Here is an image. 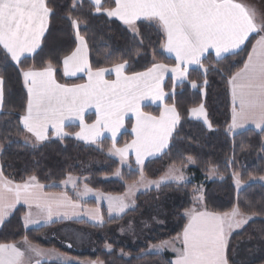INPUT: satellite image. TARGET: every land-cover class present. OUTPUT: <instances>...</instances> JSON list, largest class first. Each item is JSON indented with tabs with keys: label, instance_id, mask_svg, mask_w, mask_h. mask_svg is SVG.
Listing matches in <instances>:
<instances>
[{
	"label": "trees",
	"instance_id": "trees-1",
	"mask_svg": "<svg viewBox=\"0 0 264 264\" xmlns=\"http://www.w3.org/2000/svg\"><path fill=\"white\" fill-rule=\"evenodd\" d=\"M102 3L105 9L115 6L112 0H102ZM48 5L53 9V15L49 18L41 46L32 57L22 59L17 65L0 49V77L4 80V99L0 112V170L5 178L16 183L34 175L46 191H58L55 185L63 182L69 175H76L87 177L85 185L92 190L103 194L122 195L126 185L136 182L140 174L133 165L132 169L122 171L119 179L109 178L118 168V162L106 155L112 145L109 139H102L96 147L79 143L72 138L53 139L49 134V139L38 147H29L22 143L25 132L19 118L24 113L27 95L22 85L21 69H41L50 61L56 69L54 75L58 83L70 86L85 81L84 77L68 80L62 75V60L76 46L75 32L69 16L79 21L77 31L85 39L88 63L93 71L100 68L111 69L127 62L124 74L130 76L145 72L153 63L166 64L169 67L175 66V63L163 53V33L152 22L137 21L139 35H133L120 22L109 18L104 11L96 13L88 0H81L75 9L72 8V0H48ZM257 38L256 35L251 36L237 54L222 59L207 54L201 59L203 68L197 65L189 69L186 81L181 84L173 86L172 79L166 78L163 85L166 94L164 104L175 105L180 120L164 153L145 162L141 169L147 179L156 180L168 167H184L188 157H192L195 163L187 171L193 174L195 182L210 168H214L222 178L204 184L203 198L207 210L223 214L238 206L241 212L248 215L257 213L255 220L228 239L226 255L229 264H264V186L249 183L250 179L264 176V130H245L235 134L227 132L231 107L228 81L243 67ZM190 81H194L197 87L193 88ZM200 104L204 105L211 130L201 122L189 118V110ZM141 111L158 117L160 108L145 105L141 107ZM94 119L93 114H88L85 123L91 124ZM131 128L132 121L128 118L125 120V131L113 143L117 148H122L131 141ZM64 130L72 135L79 128L76 125H67ZM234 174H238L241 183L246 184L238 193L232 184ZM193 189L194 183L190 182L186 185L170 184L159 191L138 194L134 209L120 218L106 219L102 210L105 217L102 226L85 221L71 223L99 232L120 224L126 218L139 215L144 199L167 193L181 195L182 202L177 211L181 213L193 205ZM24 212L23 207H18L3 223L0 227V244H12L27 238L33 244L56 249L80 260H100L103 264H170L169 253L141 256L146 245H138L136 248L114 245L111 252H106L102 238L97 237L96 251L92 254H81L72 248L65 249L62 246L65 244L61 242H44L40 238L42 232L64 223L57 222L25 230L22 224ZM176 216L177 223L154 235L149 243H159L179 235L185 225V218L182 215ZM119 250L126 252L130 258L120 257Z\"/></svg>",
	"mask_w": 264,
	"mask_h": 264
},
{
	"label": "snow or ice",
	"instance_id": "snow-or-ice-1",
	"mask_svg": "<svg viewBox=\"0 0 264 264\" xmlns=\"http://www.w3.org/2000/svg\"><path fill=\"white\" fill-rule=\"evenodd\" d=\"M80 0H72L75 9ZM95 12H106L109 17H118L135 35H139L137 21L144 19L154 23L166 36L163 47L168 53L175 54L176 64L153 63L145 72L124 75L126 63L116 65L117 79L109 82L104 79L106 69L92 70L87 59V44L77 31L79 41L76 49L63 58L65 76H74L84 71L88 77L85 84L67 86L55 79L56 69L49 61L41 69H21L24 85L27 88V102L24 114L20 116L23 131L35 137L37 143L49 139V129H54L58 137L68 135L63 131L65 119L75 117L80 120V131L75 133L77 139L95 142L102 129L112 133L113 139L119 128L123 127V118L129 111L136 116L132 128L135 139L123 148L113 144L110 152L119 155L123 162L129 149L136 152V163L143 165L146 157L155 156L168 147L173 130L180 120L175 105L164 104L159 117L145 114L140 110V102L144 99L163 100L165 92L161 86L165 74L171 72L174 80H186L187 65H198L203 68L201 58L209 49L215 50L218 59L225 54H237L236 50L249 40L253 34L259 38L252 44L251 51L243 67L229 79L232 93V123L229 130L242 127L251 121L257 128L264 126V13L238 0H114L115 7L105 9L102 0H90ZM53 9L48 0H0V47L6 56L17 65L25 53H33L40 47L41 38L48 28ZM73 28L78 29L79 21L68 17ZM141 43L143 41L141 40ZM184 66V67H182ZM207 69H205V72ZM3 77H0V109L3 106ZM193 88L197 87L190 81ZM206 83V81H205ZM96 108V121L89 125L83 120L86 108ZM195 116H205L204 105L191 109ZM211 127V124H208ZM29 141L26 139V143ZM33 147L36 144L32 145ZM190 163H195L188 157ZM171 179L181 181L183 174ZM215 169H213V174ZM116 175H120L117 171ZM237 188L241 181L235 176ZM264 180V177H261ZM65 183H72L69 176ZM162 181H145L143 171L140 180L129 185V190L137 184L147 186L155 184L160 187ZM44 185L30 176L21 184L6 180L0 171V225L4 223L8 210L23 201L29 212L24 217L25 226L45 223L52 220L54 209L59 215L60 208L75 209V204L67 195H55L44 192ZM91 189L85 185L86 195ZM109 212H123L128 207L123 198L107 197ZM199 199L202 201L203 197ZM33 205L38 210L35 217L31 211ZM93 219L103 221L99 210H90ZM188 218L182 234V248L174 249L177 257L174 264H229L226 255L228 238L234 229L246 224L257 213L248 215L241 212L238 206L223 214L191 208L186 210ZM67 216V213H65ZM28 251L37 256L43 251L32 246L25 238ZM167 243V242H164ZM111 249V245H107ZM25 252L15 244H0V264H23ZM36 264H40L37 261ZM95 264V262H93ZM103 264V262H100Z\"/></svg>",
	"mask_w": 264,
	"mask_h": 264
},
{
	"label": "rangeland",
	"instance_id": "rangeland-1",
	"mask_svg": "<svg viewBox=\"0 0 264 264\" xmlns=\"http://www.w3.org/2000/svg\"><path fill=\"white\" fill-rule=\"evenodd\" d=\"M238 2H242L246 5L252 6L258 12L264 13V0H238ZM109 18H111V17H109ZM112 18L115 19V17H112ZM139 21H145V20H139ZM122 25H124L129 30L127 25H125V24H122ZM73 29H74L75 38H76L77 28H73ZM129 32L131 34L135 35L131 30H129ZM115 67L113 69H108L105 72V73H107V75L112 74L114 80L117 79ZM185 81L186 80L180 81V80H174L173 79V85L176 86V85L181 84ZM171 93H173V91ZM147 100L148 101L150 100V102L144 103L145 101L147 102ZM158 101L162 102L161 100L144 99L140 102V106L144 103L145 105L148 104V105H152V107H156V105L152 102H158ZM149 103H151V104H149ZM205 113H206V110H205ZM128 118L131 119L133 125L136 123L135 114L133 112L129 111L128 113L125 114V116L123 118V126H124L125 120ZM189 118L191 120L201 122L208 130H211V127L208 126L209 120L207 118V113H206V119H207L208 123H205V116H195L191 113V111H190ZM120 129L121 128H119L118 131ZM227 132L232 134V132L229 130V128L227 129ZM104 133L106 134V136L109 138L110 141H113V142H111L112 143L111 147L106 151V155L109 158H112L118 162L117 170L109 178L119 179L121 176V172L124 170L132 169L133 165H134L135 169L139 171V174H141L142 165H138L136 163L135 149L134 148L129 149L128 153L126 154V156L122 162L119 155H116L114 152H110V149L113 148V143L116 141V136L113 139L112 133L107 129L104 130ZM72 136H73V134L72 135L68 134L66 138H72L73 140H75ZM134 139H135V134H134ZM27 140H29V139H27ZM57 140H62V139H57ZM75 141H77V140H75ZM77 142H79V141H77ZM22 143L25 145L28 144V146H30V147H32L33 144H36V146L38 147L37 142L36 143H29V142L26 143V140H24V138H22ZM79 143H81V142H79ZM82 144H84V143H82ZM85 145H87V144H85ZM127 145H129V144H127ZM89 146H96L97 147V144L89 145ZM147 158H149V157H146L145 160ZM192 165H193V163H190L188 161L184 167L170 166L167 168V170L164 172V174H162L156 180H149L144 176V179L146 182L147 181H162L163 180V183H161L159 188H157L155 186V184H149L147 186L137 184L136 188L131 190V191L129 190V185H132L133 183L129 184V185H127V188H126V199L131 200L136 193L144 194V193H148L150 191H159L162 187H164L166 185H170V184L186 185L190 182H193L194 183V189L192 191L193 205L190 208L202 207V206L205 207L204 198L202 201L199 199L200 196L203 197L204 184L211 182L213 180H217V179L222 180V178H220L217 175L216 170L213 174L214 168H210V169H208L207 173L204 174L198 182H197V180L195 182V178H194L193 174H189L187 171V169H189ZM175 169L179 170V171H175V175L183 174V176H184L183 180L177 181V180L170 178V175L172 174V172ZM117 171H119V173H120L119 176L116 175ZM69 176H71L74 179L75 187H73L72 183H65V181L68 180ZM69 176H67V178L59 184L60 187L63 188V190L71 191L74 194V197L78 201L79 200L81 201L82 199L84 201H87V202L88 201H94L97 204H99L100 206L103 202V204L107 208H109V201L108 200H102L100 197V195H102V193L99 191H95V190L91 189V191L88 192L86 195H78V193L84 192L85 180L87 179V177H78L76 175H69ZM235 176L239 178L238 174ZM139 180H140V176H139L137 181H139ZM249 183H259V184L264 186V180H262L261 178L250 179ZM232 184H233L234 189L237 193L241 189H243L246 185V184L241 183V186L239 188H237L234 175H233V183ZM127 200H126V202H127ZM181 202H182V197L180 194H175V193L161 194V195H157L156 197H150V198L144 199L141 202L140 214L135 216V217L128 218L129 220L126 224L122 223V224H118V225H112V226H109V227L99 231V232H96V231L87 229L85 226H82V225L73 224V223H65V224H61V225L57 226L55 229L45 230L44 232L41 233L40 237L42 236L41 238L44 242H55V243L61 242L68 247L70 246L68 248L65 245H62L65 249L66 248L67 249L72 248L75 252L81 253V254H92L96 251V248H97L96 247V238L97 237L102 238L103 242H105L104 247L107 249H109L107 247V245H109V244L112 247L114 245L115 246L123 245L126 247L129 246L132 248H136L138 245H148L147 246L148 253L164 254L165 252L170 250L171 240L167 243H160L158 245L149 244V241H150V239L153 238L154 235H158L161 233V231L168 230L172 226H174L177 223V216L176 215H182L183 216V214L186 210L182 211L181 213L177 212L178 208L181 205ZM99 205H97V209L99 210V213H100L101 207ZM135 206H136V200H135ZM90 210H93V209H91L90 207L86 208L84 210V213L81 212L80 216L78 218H79V220L83 218L82 220L85 219V221L89 222L90 224L95 225L96 224L95 219L86 215V213H90ZM125 210H127V208L124 209V212H127ZM118 214H119V212H118ZM255 219L256 218L253 216V219L250 220L249 222H251ZM48 224H49V222L45 223L43 220V225H39L37 228L48 226ZM43 254L46 255L47 258H53V260H56L54 262L68 261V260H66V258H64V261H61L58 254H56L54 249L43 251ZM54 255H56V256H54ZM142 255H144V254L141 253V256ZM252 256H255V255H252ZM54 258H56V259H54ZM98 261H100V260H98ZM81 264H83V263H81Z\"/></svg>",
	"mask_w": 264,
	"mask_h": 264
},
{
	"label": "crops",
	"instance_id": "crops-1",
	"mask_svg": "<svg viewBox=\"0 0 264 264\" xmlns=\"http://www.w3.org/2000/svg\"><path fill=\"white\" fill-rule=\"evenodd\" d=\"M89 2H90V0H88ZM113 2H114V0H112ZM80 2H81V0H80ZM79 2V3H80ZM78 3V4H79ZM91 3V2H90ZM115 7V6H114ZM105 14H106V12H104ZM107 15V14H106ZM108 16V15H107ZM112 18V17H111ZM114 19V18H113ZM115 20H117L118 22H120L121 24H124L123 23V21H121L118 17H115ZM141 20H144V19H141ZM145 21H147V20H145ZM46 33V32H45ZM45 35V34H44ZM253 35H255V34H253ZM253 35H251V36H253ZM250 36V37H251ZM163 37H164V40H163V44H162V51H163V53L167 56V57H169V58H171L173 61H174V63L176 64L177 62H176V60H175V54L174 53H168L167 52V50L163 47V45L165 44V42H166V36L163 34ZM249 37V38H250ZM43 38V37H42ZM42 38H41V41H42ZM259 38V37H258ZM257 38V39H258ZM75 41H76V46H75V49H76V47L78 46V43H79V41L77 40V38H75ZM247 42V41H246ZM246 42H245V44H246ZM254 43H255V41H254ZM253 43V44H254ZM244 44V45H245ZM244 45H242L241 46V49L244 47ZM40 46H41V43H40ZM40 48V47H39ZM39 48H37L36 49V51L35 52H33V53H25L24 54V56H22L21 57V60L22 59H24V58H29V57H32L38 50H39ZM252 48V47H251ZM0 49L3 51V49H2V47H0ZM74 49V50H75ZM241 49H238V50H236V52H238L239 50H241ZM73 50V51H74ZM250 51H251V49H250ZM4 52V51H3ZM207 54H211V55H213V57L214 58H216V59H218L217 57H216V55H215V50L214 49H209L207 52H205L204 53V56L201 58V59H203ZM228 55H231V54H225V56H228ZM9 59H10V57H9ZM87 59H88V54H87ZM10 61L12 62V63H14V64H17L15 61H12L11 59H10ZM63 61V60H62ZM195 66H197V65H187V68H188V70L189 69H191V68H193V67H195ZM182 67H184V66H182ZM114 68V67H113ZM113 68H111V69H113ZM106 70H108V69H106ZM123 74H124V71H123ZM20 75H21V72H20ZM62 75H63V77L65 78V79H68V80H71V79H75V78H79V77H84V79H85V81L82 83V84H85V83H87L88 82V77H87V75H86V73L84 72V71H78V72H76V74L74 75V76H65L64 75V71H63V63H62ZM125 75V74H124ZM167 77H170L171 79H172V83H173V75H172V73L171 72H168V73H166L165 74V78H164V80L162 81V83H161V86H162V88H163V85H164V82H165V80H166V78ZM104 79L106 80V81H109V82H112V81H115L114 80V78H113V76H112V74H109V75H107V73H105V75H104ZM21 80H22V85H23V87H24V90H25V92H26V95H27V88L25 87V85H24V81H23V77H22V75H21ZM78 85H80V84H78ZM71 86H74V85H70L69 87H71ZM174 86V85H173ZM228 90H229V98H230V105H231V107H230V122H229V125H228V127H227V129L230 127V125H231V123H232V108H233V102H232V93H231V85L229 84V82H228ZM165 98H166V95H165V97H164V99L162 100V102H160V101H158V102H152V103H154L155 105H156V107H159L160 108V113H161V111L163 110V106H164V101H165ZM148 102H150V100L148 101L147 100V102L145 101L144 103H148ZM142 104L141 106H140V108L141 107H143V106H145V104ZM149 104H151V103H149ZM146 105H148V104H146ZM150 106H152V105H150ZM193 109V108H192ZM141 110V109H140ZM190 111H191V109L189 110V115H190ZM0 112H1V109H0ZM160 113H159V115H160ZM24 114V113H23ZM88 114H93L94 115V117H95V119H94V121L91 123V124H93L95 121H96V119H97V115H96V108L94 107V106H90V107H88V108H86V110H85V112L83 113V120H84V123H85V117H86V115H88ZM159 117V116H158ZM86 124V123H85ZM91 124H89V125H91ZM178 124V123H177ZM67 125H76V126H78V128H79V130L77 131V132H79L80 131V120L79 119H77V118H75V117H72V118H70V119H65V121H64V127H63V131L65 132V130H64V128L67 126ZM132 125H133V123H132ZM134 126V125H133ZM133 126H132V128H133ZM177 126V125H176ZM175 126V127H176ZM21 127H22V125H21ZM132 128H131V130H130V134H131V136H132V139H131V141L130 142H128L127 144H130L133 140H134V133L132 132ZM175 129V128H174ZM104 130L105 129H102L101 130V133H100V136L96 139V141L93 143V142H91V141H85V140H81V139H77L76 138V136H75V134H73V138L75 139V140H77V141H79V142H81V143H84V144H87V145H95V144H97L98 142H100L102 139H104V138H107V139H109L107 136H106V134L104 133ZM245 130H253V131H256V132H259V131H261V130H264V126H262L261 128H257L256 126H255V124H253L251 121H249L248 123H246V124H244L242 127H239V128H236V129H234V130H231V132H232V134H235V133H239V132H242V131H245ZM125 131V122H124V126L123 127H121V129L119 130V131H117V133H116V140L118 139V137H119V135L122 133V132H124ZM25 132V134H24V140H26V139H29L28 141H29V143H36V141H35V137H33V136H31V134H29V133H27L26 131H24ZM76 132V133H77ZM66 133V132H65ZM49 134L51 135V137L52 138H54V139H64V138H66L67 137V135L66 136H63V138H61V137H58V136H56V134H55V130L54 129H49V132H48V136H49ZM26 137V138H25ZM115 141V140H114ZM45 142V141H44ZM111 142H113V141H111ZM41 144H43V142H40V143H37V145L39 146V145H41ZM126 144V145H127ZM27 146H28V144H26ZM30 147V146H29ZM33 147V146H32ZM35 147H37V146H35ZM123 147H125V146H123ZM122 147V148H123ZM167 149V147L165 148V149H163L164 151ZM162 150V152H160V153H156V155L155 156H150L149 158H147L145 161H144V163L145 162H147V161H149V160H152V159H156V158H158L159 156H161L162 155V153H164V151ZM143 163V164H144ZM1 171V170H0ZM4 177V176H3ZM5 178V177H4ZM6 180H9V179H7V178H5ZM28 180V178L25 180V181H27ZM9 181H11V180H9ZM25 181H23V182H25ZM13 182V181H12ZM23 182H20V183H16V182H13L14 184H21V183H23ZM127 185H129V184H127ZM127 185H126V187H125V192L122 194V195H110V194H103L102 193V195H100V197H101V199L102 200H108L107 199V197H119V198H123V202L125 203V204H127L128 205V207H127V210H125V211H129V210H132L134 207H135V198L137 197V195L139 194V193H136L134 196H133V198L131 199V200H127L126 199V188H127ZM55 187H57L59 190L58 191H46L45 189H43L44 190V192L45 193H48V194H55V195H61V194H63V195H67L75 204H77V205H79V207H77V208H75V209H72V208H60L59 210H58V212H59V215H56L55 214V212L57 211V210H55L54 209V215H53V217H52V220L49 222V224L48 225H50V224H52V223H57V222H62V223H71V222H74V221H85V219L84 220H82V219H80L79 220V216H80V213L82 212V213H84V210L86 209V208H91V209H97V205H99V204H97L96 202H94V201H84L83 199L80 201H78L75 197H74V194L71 192V191H69V190H63V188H61L60 187V185L58 184V185H55ZM126 200H127V202H126ZM100 206V205H99ZM18 207H23L24 208V210H25V212H24V214H23V216H22V224H23V227H24V229H26V230H28V229H36L39 225H43V219H41L40 220V223L39 224H29V225H27V226H25V223H24V217L26 216V214L29 212V208H28V206L27 205H25L24 203H23V201H21L20 203H17L16 205H15V207H13V208H11V209H9L8 210V214L6 215V217H5V220H4V222L13 214V212L18 208ZM101 208H100V216H102V218H103V221L102 222H100L99 220H97V219H95V222H96V224H95V226H102L104 223H105V217H106V219H117V218H120L124 213H126V212H119V214H118V212L117 211H112L111 213L109 212V208H107L104 204H103V202H102V204H101V206H100ZM192 208H198L199 210H207L204 206H202V207H192ZM191 209V208H190ZM102 210L104 211V215H105V217H104V215H103V212H102ZM31 211H32V213H33V216L35 217V215H36V213H37V209L35 208V206L33 205V207H32V209H31ZM207 211H209V210H207ZM186 212V211H185ZM185 212H184V214H183V216H184V218H185V225L187 224V222H188V218H187V216L185 215ZM209 212H211V211H209ZM65 213H67V216H65ZM117 213V214H116ZM123 213V214H122ZM86 215L87 216H89V217H91L92 218V215L90 214V213H86ZM130 218V217H129ZM253 219V218H252ZM251 219V220H252ZM128 218H126L123 222H121L120 224H122V223H127L128 222ZM250 221V220H249ZM248 221V222H249ZM85 222H87V221H85ZM247 222V223H248ZM87 223H89V222H87ZM246 223V224H247ZM90 224V223H89ZM246 224H243V225H241V227L240 228H238V229H234L232 232H231V234H230V236L233 234V233H235V232H238V231H240L242 228H244L245 226H246ZM3 225V224H2ZM2 225H0V227L2 226ZM93 225V224H92ZM184 225V226H185ZM55 229V228H54ZM183 229H184V227H183ZM183 229H182V231H181V233L180 234H182V232H183ZM180 234L179 235H177V236H175V237H173V238H170V239H167V240H164V241H162V242H159V243H149V244H152V245H158V244H160V243H164V242H169L170 240H171V244H170V250L169 251H167V252H165V253H169L170 255H171V258H170V260H169V263L170 264H174V261H175V259H176V257H177V252L174 250V249H180V248H182V243H181V240L180 239H178V237L180 236ZM230 236H229V238H230ZM42 237V236H41ZM40 237V238H41ZM228 238V239H229ZM24 240L25 239H22V240H20V241H18V242H16V243H12V244H15L17 247H19L22 251H24L25 252V256H24V258H23V264H36V262L37 261H40V264H42V263H57V264H81V263H83V264H93V262H95V264H100V261H98V260H80V259H78V258H75V257H72V256H69V255H67V254H64V253H61V252H59L58 250H56V249H54L55 250V252H56V254H58V256H59V258H60V260L61 261H64V258H66V260H68V261H65V262H54V261H56V260H53V258H47V256L46 255H41V256H37L34 252H31V251H28V246L24 243ZM41 240H42V238H41ZM43 241V240H42ZM105 243V242H104ZM30 244L32 245V246H36V247H38L39 249H41L42 251H47V250H51V249H53V248H43V247H41V246H39V245H37V244H33V243H31L30 242ZM110 245V244H109ZM105 246V244L103 245V249H104V251H106V252H111L112 251V249H113V247L111 246V249H107V248H105L104 247ZM147 246L148 245H146V250L145 251H143L142 252V254H144V255H163V254H159V253H156V254H154V253H148V248H147ZM126 247V246H125ZM164 253V254H165ZM118 255L120 256V257H122V258H124V259H129L130 258V256L126 253V252H124L123 250H119L118 251ZM144 255H142V256H144ZM54 256H56V255H54ZM54 259H56V258H54Z\"/></svg>",
	"mask_w": 264,
	"mask_h": 264
}]
</instances>
